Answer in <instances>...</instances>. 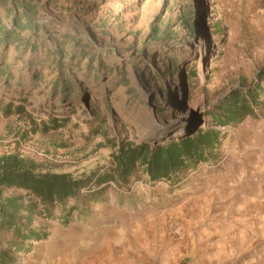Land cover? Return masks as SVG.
Returning <instances> with one entry per match:
<instances>
[{
  "label": "rangeland",
  "instance_id": "obj_1",
  "mask_svg": "<svg viewBox=\"0 0 264 264\" xmlns=\"http://www.w3.org/2000/svg\"><path fill=\"white\" fill-rule=\"evenodd\" d=\"M185 4L195 11L196 32L182 27L177 8ZM44 15V21L77 28L108 60L91 65L80 61L58 70L31 64L37 56L4 50L0 56L13 78L0 79V157L17 155L44 170L75 177L104 171L110 166L107 140L116 135L138 143L199 122L203 127L207 108L230 90L264 87V77H258L264 70V0H61ZM152 28L155 41L150 39ZM142 46L143 52L134 49ZM154 46H159L158 53L148 55ZM178 50L181 59L172 70L166 52ZM108 61L125 68L128 81L119 85L123 77L100 72ZM140 62L142 68L134 72ZM63 81L81 89L78 102L55 101ZM8 104L13 107L5 109ZM257 104L255 118L222 129L227 130L220 147L223 156L215 165H202L176 184L131 178L125 189L113 187L102 201L78 208L67 223L57 213L54 220L38 223L48 229V238L27 245L17 264H90L96 258L98 264H114L119 253L131 252L137 244L134 235L143 220L147 225L154 221L156 238L153 242L151 232L145 231L150 250L142 253L156 256L164 245L158 238L182 235L177 227L190 225L193 211L206 210L208 194L202 195L238 193L241 186L229 183L240 176L241 164L252 163L256 169L264 163L263 99ZM45 105L56 107V119L68 123L50 130L43 121L53 111ZM96 127L102 129L99 134ZM14 193L5 191L3 196Z\"/></svg>",
  "mask_w": 264,
  "mask_h": 264
},
{
  "label": "trees",
  "instance_id": "obj_2",
  "mask_svg": "<svg viewBox=\"0 0 264 264\" xmlns=\"http://www.w3.org/2000/svg\"><path fill=\"white\" fill-rule=\"evenodd\" d=\"M61 0H0V55L13 51L15 56L30 54L38 58L33 65L58 68L78 64L107 63V56L99 55L96 48L80 34L77 28H69L49 21L44 12ZM180 21L185 31L196 32L197 24L193 22L195 11L191 4L178 7ZM152 28L150 39L157 40ZM25 33V34H23ZM145 51V47L134 48ZM159 46L148 48V55L158 53ZM151 50V51H150ZM180 50L168 53L169 68L176 70L179 65ZM19 60V57H17ZM106 59V60H105ZM0 56V79H11L7 76L10 67L3 64ZM26 62H24V65ZM29 63V64H30ZM100 67L105 76L122 78L121 83L128 81V71L112 65ZM142 68V62L135 65L134 72ZM60 71L65 72L64 69ZM189 73V72H188ZM62 75V74H61ZM258 77H264V70ZM64 80V78H61ZM35 79L33 81V84ZM64 82V81H63ZM60 83V82H59ZM51 85V83L49 84ZM128 86V84H124ZM52 86V85H51ZM54 86V85H53ZM55 87V86H54ZM60 94H55V101L78 102L81 89L76 90L73 84L64 82ZM74 87V88H73ZM55 89V88H54ZM264 87L256 84L243 90L234 88L223 98L210 105L204 117V126L183 128L166 135L160 133L138 143L128 141L116 135L107 140L111 149L110 166L104 171H92L78 177L68 173H52L44 170L35 162L17 155L0 157V264H17L18 256L27 253L26 246L45 241L49 234L40 222H50L57 213L65 219L78 208L87 203H97L104 199L106 191L113 187L125 189L131 178L144 179L147 183L172 181L178 183L192 174L202 165H215L222 159L221 142L225 140L227 130L241 124L248 118H255L258 98L263 99ZM55 91V90H54ZM56 93V91H55ZM57 95V96H56ZM51 99V98H50ZM261 106V105H260ZM13 107L4 105L5 109ZM53 112L47 114L44 122L50 130H57L68 123V120L56 119V107L45 105ZM259 107V105H258ZM107 112L111 113L108 106ZM95 115V114H93ZM98 120V116H95ZM96 134L102 131L99 128ZM222 130V131H221ZM108 130H104V133ZM5 191L14 194L3 196ZM69 203H72L70 206ZM37 225V226H36Z\"/></svg>",
  "mask_w": 264,
  "mask_h": 264
},
{
  "label": "crops",
  "instance_id": "obj_3",
  "mask_svg": "<svg viewBox=\"0 0 264 264\" xmlns=\"http://www.w3.org/2000/svg\"><path fill=\"white\" fill-rule=\"evenodd\" d=\"M241 165L240 176L229 183L241 186L238 193H205L200 198L208 194L206 210L193 211L190 225L177 227L182 235L158 238L164 245L156 256L142 253L150 250L146 240L131 252L119 253L114 264H264V163H257L256 169L252 163ZM261 168L262 176H254Z\"/></svg>",
  "mask_w": 264,
  "mask_h": 264
},
{
  "label": "bare ground",
  "instance_id": "obj_4",
  "mask_svg": "<svg viewBox=\"0 0 264 264\" xmlns=\"http://www.w3.org/2000/svg\"><path fill=\"white\" fill-rule=\"evenodd\" d=\"M143 221H142V223L137 224L138 231H137L136 235H134V238H135L137 244L140 246L144 245L146 240H147V238H145V236H144L145 231L148 232V230H149L151 232V235H152L151 237L156 238L155 237L156 230H155V227L152 225V223L154 221L152 220L148 225L146 223H144ZM157 222H159V221L157 220ZM96 259L91 261L90 264H98L99 260H96Z\"/></svg>",
  "mask_w": 264,
  "mask_h": 264
},
{
  "label": "water",
  "instance_id": "obj_5",
  "mask_svg": "<svg viewBox=\"0 0 264 264\" xmlns=\"http://www.w3.org/2000/svg\"><path fill=\"white\" fill-rule=\"evenodd\" d=\"M173 125H175V124L173 123L170 126H173ZM199 126H201V122H199L198 125L195 127V129L193 130V133L198 130Z\"/></svg>",
  "mask_w": 264,
  "mask_h": 264
}]
</instances>
